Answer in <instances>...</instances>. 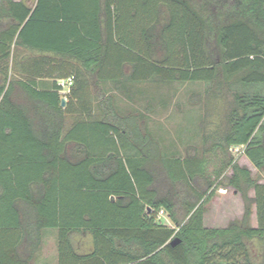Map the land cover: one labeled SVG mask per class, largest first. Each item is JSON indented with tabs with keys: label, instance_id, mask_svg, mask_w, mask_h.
<instances>
[{
	"label": "trees",
	"instance_id": "1",
	"mask_svg": "<svg viewBox=\"0 0 264 264\" xmlns=\"http://www.w3.org/2000/svg\"><path fill=\"white\" fill-rule=\"evenodd\" d=\"M16 48L30 53L25 77H11ZM70 77L84 109L65 132L72 100L62 106L58 81ZM155 81L231 93L205 152L244 145L264 169V0H0V264H32L47 229L59 264H264V180L236 163L223 178L231 157L216 182L208 157L164 155L143 116L119 113L104 88ZM221 186L242 195L244 217L210 227ZM73 234L92 249L79 254Z\"/></svg>",
	"mask_w": 264,
	"mask_h": 264
},
{
	"label": "rangeland",
	"instance_id": "2",
	"mask_svg": "<svg viewBox=\"0 0 264 264\" xmlns=\"http://www.w3.org/2000/svg\"><path fill=\"white\" fill-rule=\"evenodd\" d=\"M34 0H29L30 4ZM30 53L23 49H15L11 60V77H25L23 73L24 58ZM63 87L62 94L66 103L71 100L68 95L74 85V79L59 80ZM108 95L113 96L114 105L119 113L127 115L138 112L143 116V128L152 134L154 139L160 144L162 153L167 156L185 157L193 153L195 148H208L211 142L205 143L204 136L212 134L217 128H226L225 116L232 102L231 93H225L221 98L215 100L207 92H211L212 85L205 83H158L145 82L136 84L125 93L121 89H116L114 83H109L104 87ZM141 92V93H140ZM165 100L166 108L160 106ZM94 116H99L98 107L92 109ZM72 122L67 121L65 132L72 128ZM232 164L226 167L229 158ZM208 173L212 179H216V174L225 168L222 177H230L233 174L232 165L239 164L251 170L252 176L257 180H264V169L257 170L247 159L245 154L234 156L229 151L228 156L218 151L215 156L208 155ZM214 176V177H213ZM222 177L216 179L220 181ZM227 190L226 194H221L218 190L212 200L206 205V224L210 227H226L231 222H241L244 217V200L240 193L230 187L221 186ZM253 197V192L249 193ZM255 207H252V215L249 219L251 226H256ZM165 225L172 226L171 220L161 218ZM89 238H82L81 245L89 244ZM253 254L260 253V246L257 242L252 247Z\"/></svg>",
	"mask_w": 264,
	"mask_h": 264
},
{
	"label": "crops",
	"instance_id": "3",
	"mask_svg": "<svg viewBox=\"0 0 264 264\" xmlns=\"http://www.w3.org/2000/svg\"><path fill=\"white\" fill-rule=\"evenodd\" d=\"M15 1L19 2L21 0H15ZM70 78H68V80ZM63 80H67V79H63ZM106 86H108V83H105V87ZM86 91L88 93V96L92 100L91 97H93V96H92L91 90L86 89ZM71 100H72V102L69 103L71 106V111L66 115L65 126H66L68 120L72 122V125H74L77 121H80L81 119L78 117V115H79V112L83 111L82 109H84L80 104L76 103L75 99H71ZM92 103H93V105H92V108L90 107L91 109H93L95 106V102H93V100H92ZM160 106H163V108H166V104H163L162 102H161ZM70 147H72V146H70ZM205 149L200 148V150H199L198 148H195L194 152L191 153V155L198 157V158H207L208 155L205 152ZM168 157H180V156L172 155V156H168ZM182 158H184V157H182ZM163 219L170 220L167 213L164 216H162V220ZM42 234H43L42 245H41L40 251L36 254V257H35L32 264H59L58 230L57 229H47V230H44ZM82 238H89L90 239L89 244L84 243V246H82L81 242H80V240ZM71 241H72L74 248L77 250V252L79 254H81L82 252L83 253L88 252L92 249V240L89 236H86V235L82 236L80 234H73L71 236Z\"/></svg>",
	"mask_w": 264,
	"mask_h": 264
},
{
	"label": "built area",
	"instance_id": "4",
	"mask_svg": "<svg viewBox=\"0 0 264 264\" xmlns=\"http://www.w3.org/2000/svg\"><path fill=\"white\" fill-rule=\"evenodd\" d=\"M245 150H246V146H244V145L231 147V152L233 153L234 156H239V155L245 154ZM218 191L221 194L227 193V190H224L222 188H220ZM165 214H166L165 211L161 210L158 214V220L160 221L162 216H164Z\"/></svg>",
	"mask_w": 264,
	"mask_h": 264
},
{
	"label": "water",
	"instance_id": "5",
	"mask_svg": "<svg viewBox=\"0 0 264 264\" xmlns=\"http://www.w3.org/2000/svg\"><path fill=\"white\" fill-rule=\"evenodd\" d=\"M65 104H66V100H65V99H62V106H65ZM178 242H179L178 240H174V241L172 242V245H173V246H176Z\"/></svg>",
	"mask_w": 264,
	"mask_h": 264
}]
</instances>
